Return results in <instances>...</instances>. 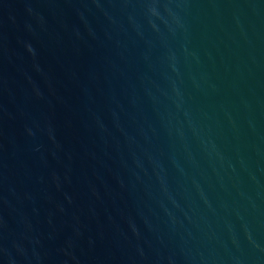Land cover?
I'll list each match as a JSON object with an SVG mask.
<instances>
[{"label":"water","instance_id":"water-1","mask_svg":"<svg viewBox=\"0 0 264 264\" xmlns=\"http://www.w3.org/2000/svg\"><path fill=\"white\" fill-rule=\"evenodd\" d=\"M0 264H264V0H0Z\"/></svg>","mask_w":264,"mask_h":264}]
</instances>
